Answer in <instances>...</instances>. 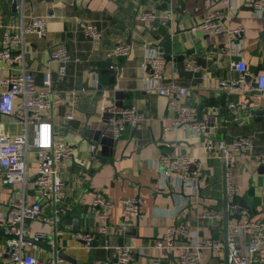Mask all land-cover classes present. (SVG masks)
<instances>
[{
    "label": "crops",
    "instance_id": "1",
    "mask_svg": "<svg viewBox=\"0 0 264 264\" xmlns=\"http://www.w3.org/2000/svg\"><path fill=\"white\" fill-rule=\"evenodd\" d=\"M212 8L223 14L224 32L216 36L190 30L210 9L204 0H0V42L4 31L26 26L33 17L45 18L44 36H23V68L33 75L37 85L45 73L49 74L56 91L49 119L56 136L69 145L73 154L62 172L69 209L59 216L55 232V250L70 258L68 264H102L106 260L115 264L114 252L104 248L105 242L111 247L119 243L131 247L130 264H152L156 258L159 264H176L175 254L156 253L149 245L167 228L179 225L187 229L183 243L207 237L220 242L219 251L201 254L203 264H225L227 231L245 218L263 214L264 175L256 173L252 163L240 160L231 167L236 192L229 197L225 165L209 158L204 145L208 140L246 137L256 152L264 154V97L248 92L228 94L217 88L218 82L238 76L230 70V60L243 61L253 75L264 74V12L257 14L243 0H232L227 6L215 3ZM142 11L155 15L149 27L138 21ZM85 24L101 32L99 41L86 39L82 32ZM236 29L239 34L228 33ZM165 37L171 41L173 56L183 55V64L188 59L200 68L202 82L197 84L191 76L179 77L174 63L164 60L165 81L187 88L180 103L193 107L209 123L212 130L208 135H195L169 125L170 109L165 98L156 93L147 66V57L156 51L163 55L160 42ZM118 43L130 46L129 56L109 60L106 53ZM57 47L82 59L66 66L63 81L57 76V64L49 61V52ZM20 69V64L0 62V79ZM229 102L237 109H229ZM112 106L133 107L150 120L125 128L118 140H100L99 115ZM69 112L73 119L66 121ZM0 123L8 134L23 131L7 117L0 116ZM92 143L98 144L95 157L89 151ZM163 155L198 160L201 175L196 195L176 186L172 177L162 175L158 160ZM28 162L33 173V154ZM15 189H4L1 203H6ZM96 194L113 203L108 220L103 222L96 218L92 205ZM28 195L33 199L31 187ZM128 197L140 198V215L123 220L119 201ZM206 209L221 213L222 219L200 218ZM102 225L108 229L106 236L98 234ZM31 228L38 230L40 226ZM43 231L53 234L52 227H44ZM77 231L94 234L97 242L88 248L82 246L71 237ZM3 239L0 236V243ZM250 240L247 233L236 243L244 249ZM34 252L46 259L55 255L52 247L49 251L36 246ZM257 258L264 264V244Z\"/></svg>",
    "mask_w": 264,
    "mask_h": 264
},
{
    "label": "built area",
    "instance_id": "2",
    "mask_svg": "<svg viewBox=\"0 0 264 264\" xmlns=\"http://www.w3.org/2000/svg\"><path fill=\"white\" fill-rule=\"evenodd\" d=\"M210 9L204 18L191 31L200 30L214 36L224 32L223 14L212 6L215 3L229 5L232 0H204ZM257 14L264 12V0H243ZM138 21L148 23L154 20L155 15L150 11L138 14ZM164 19L163 23H166ZM149 27V25H148ZM83 35L91 42L101 39V32L91 24L82 27ZM230 35L239 34L240 30L228 31ZM24 34L44 36L45 18L33 17L26 26L17 30H6L0 42V62L17 63L22 66L19 72L10 73L0 79V116L9 118L12 124L22 126L20 134L12 135L1 129L0 123V194L9 187L16 188L6 203L0 201V231L6 235L0 243V264H68L56 256L46 259L34 250L36 245L26 239L41 241L55 250V232L59 216L65 215L69 209L66 204L68 189L64 185L62 172L73 160L69 145L56 136L50 121L53 99L56 91L53 89L49 74L45 73L40 85L34 81L33 75L23 68L25 50L23 49ZM130 46L118 43L106 53V58L116 59L128 57ZM49 61L57 64V76L63 81L66 66L70 63H80L82 59L72 55L66 48L57 47L49 52ZM165 61L160 51L147 57L149 78L155 85V91L163 96L170 109L169 125L182 128L195 135H208L212 128L209 123L201 119L196 110L180 103L187 95V88L175 81H165ZM186 71L198 72L200 68L195 62L186 60L183 64ZM230 70L237 73L235 80L218 82L217 88L228 94L234 92L254 93L257 97H264V74L253 75L241 60H230ZM110 68H113L110 66ZM228 108L236 110L232 102ZM65 120L73 119L72 112L65 115ZM102 130L98 137L100 140L110 138L118 140L127 127L135 128L150 118L138 112L135 108L112 106L106 108L99 115ZM98 144L89 145L90 155L96 156ZM204 150L209 158L219 159L225 165V182L227 195L233 197L236 192L231 167L240 160L252 163L256 168L264 166V154L258 153L249 138L237 137L230 140H208ZM33 154L34 171H30L28 158ZM161 173L164 177H172L175 185L183 186L185 190L196 195L199 189L200 165L196 158L186 156H161L158 160ZM32 179V180H31ZM28 187L32 188L33 199L28 195ZM121 217L126 220L130 217H139L142 201L140 198L128 197L119 201ZM96 209V218L103 222L108 220L113 203L102 194H96L92 199ZM48 210V213L45 210ZM202 219L221 220L222 214L206 209L199 215ZM34 225L40 229L33 230ZM44 227H52L53 234L48 235ZM251 240L241 248L236 240L245 234ZM100 236H106L108 229L101 226L98 230ZM97 234V235H98ZM187 229L184 226H172L166 229L165 234L155 239L149 248L156 253L172 254L176 264H203V252L214 253L221 248L220 242L211 237L202 238L192 243H183ZM53 235V237H52ZM10 236V237H9ZM71 237L82 246L88 248L94 243V234L77 231ZM50 239L49 242L45 240ZM226 260L225 264H260L257 254L264 244V212L259 218H245L240 224L233 225L226 234ZM104 248L112 250L117 264H130L132 249L129 246H109L106 242ZM58 253V252H57ZM102 264H110L106 260ZM152 264H159L158 258Z\"/></svg>",
    "mask_w": 264,
    "mask_h": 264
},
{
    "label": "water",
    "instance_id": "3",
    "mask_svg": "<svg viewBox=\"0 0 264 264\" xmlns=\"http://www.w3.org/2000/svg\"><path fill=\"white\" fill-rule=\"evenodd\" d=\"M15 6V3H14ZM251 9V8H250ZM157 21V20H155ZM160 46L162 48L163 51V58L166 62H173L174 63V67L179 75V77H187V76H191L194 78V81L197 84H200L202 82L201 80V73L200 72H191V71H186L184 69L183 66V55H176L173 56L171 54V41L169 39V37H165L163 40H161L160 42ZM263 112V111H262ZM256 173L260 174V175H264V166H260L258 168L255 169ZM97 209V208H95ZM78 229V228H76ZM0 236H5V234H3V232L0 231ZM10 237V236H9ZM97 239V238H96ZM27 241H29L32 244H35L36 246H39L41 248H45L46 250L50 251V246L44 242L41 241H34L32 239H26ZM95 243L97 242V240L94 241ZM122 244L119 243V246H121ZM56 256H58L60 259L64 260L65 262H69L70 258L68 256H66L65 254L61 253V252H55ZM115 264L116 261H115Z\"/></svg>",
    "mask_w": 264,
    "mask_h": 264
}]
</instances>
